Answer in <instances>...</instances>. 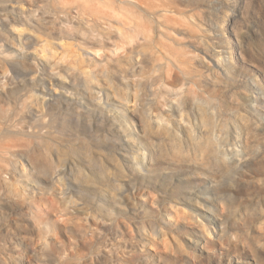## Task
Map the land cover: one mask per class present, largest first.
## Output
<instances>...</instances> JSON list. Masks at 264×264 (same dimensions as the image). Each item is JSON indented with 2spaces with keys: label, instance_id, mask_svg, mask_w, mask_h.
Listing matches in <instances>:
<instances>
[{
  "label": "clouds",
  "instance_id": "9594fccd",
  "mask_svg": "<svg viewBox=\"0 0 264 264\" xmlns=\"http://www.w3.org/2000/svg\"><path fill=\"white\" fill-rule=\"evenodd\" d=\"M24 2L0 264H264V0Z\"/></svg>",
  "mask_w": 264,
  "mask_h": 264
},
{
  "label": "bare ground",
  "instance_id": "6f19581e",
  "mask_svg": "<svg viewBox=\"0 0 264 264\" xmlns=\"http://www.w3.org/2000/svg\"><path fill=\"white\" fill-rule=\"evenodd\" d=\"M22 1L23 0H18L19 3H21ZM12 2L16 3L17 0H12ZM27 9H21V7L11 9L10 11H11L12 15L9 17V21H13V18H15V22L18 23L19 19H20V13L24 12L25 14H27ZM0 29H4V30L7 29L6 31H8V25L6 23L0 22ZM11 37H12V33H11V36L9 37V39H11ZM13 37H14V35H13ZM0 45H3L5 52H8L9 50H11V51L15 50L12 48V45L10 43L5 42L3 36H0Z\"/></svg>",
  "mask_w": 264,
  "mask_h": 264
},
{
  "label": "rangeland",
  "instance_id": "374dc122",
  "mask_svg": "<svg viewBox=\"0 0 264 264\" xmlns=\"http://www.w3.org/2000/svg\"><path fill=\"white\" fill-rule=\"evenodd\" d=\"M21 5H22V7H21V9H27L28 7H29V5L27 4V3H25L24 2V0L20 3ZM27 7V8H26ZM19 21H20V19H19ZM17 24V26H19V22L18 23H16ZM1 31L0 32H5V33H7V29L6 30H4V29H0ZM13 35H14V37H15V33H12V37H13ZM9 71H11V68H9ZM3 83H4V81H2V80H0V86H3Z\"/></svg>",
  "mask_w": 264,
  "mask_h": 264
}]
</instances>
